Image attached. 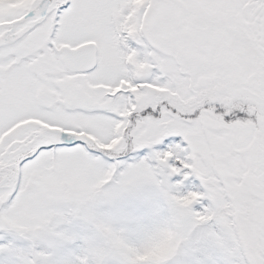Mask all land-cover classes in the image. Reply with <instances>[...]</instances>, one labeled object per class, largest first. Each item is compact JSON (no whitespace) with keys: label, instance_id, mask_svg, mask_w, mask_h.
Wrapping results in <instances>:
<instances>
[{"label":"snow or ice","instance_id":"6c2138e0","mask_svg":"<svg viewBox=\"0 0 264 264\" xmlns=\"http://www.w3.org/2000/svg\"><path fill=\"white\" fill-rule=\"evenodd\" d=\"M0 264H264V0H0Z\"/></svg>","mask_w":264,"mask_h":264}]
</instances>
